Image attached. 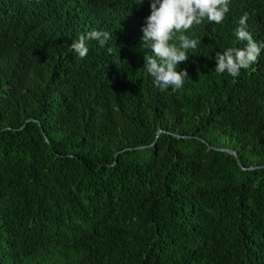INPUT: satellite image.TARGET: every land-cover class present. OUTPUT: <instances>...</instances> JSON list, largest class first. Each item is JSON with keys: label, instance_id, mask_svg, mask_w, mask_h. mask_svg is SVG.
<instances>
[{"label": "trees", "instance_id": "16d2710c", "mask_svg": "<svg viewBox=\"0 0 264 264\" xmlns=\"http://www.w3.org/2000/svg\"><path fill=\"white\" fill-rule=\"evenodd\" d=\"M245 13L264 42V0H231L161 91L150 0H0V264H264V49L214 70Z\"/></svg>", "mask_w": 264, "mask_h": 264}, {"label": "clouds", "instance_id": "9594fccd", "mask_svg": "<svg viewBox=\"0 0 264 264\" xmlns=\"http://www.w3.org/2000/svg\"><path fill=\"white\" fill-rule=\"evenodd\" d=\"M144 0H137L142 5ZM231 0H150V14L142 27V47L151 49L145 53L143 68L153 78L154 85L161 91L169 88L179 90L184 86L187 70H178V65L189 59L188 50L195 49L200 41L185 33L194 25L209 22L220 24L230 10ZM248 13H245L234 29L239 41L246 42L244 47H228L215 55V72H227L239 76L242 69L258 62L264 42H257L247 30ZM111 39L108 31L93 29L81 34L70 45L71 50L83 59L88 54L87 41H98L101 47ZM178 41V43L174 42ZM112 53L113 49L108 47Z\"/></svg>", "mask_w": 264, "mask_h": 264}, {"label": "water", "instance_id": "95a60500", "mask_svg": "<svg viewBox=\"0 0 264 264\" xmlns=\"http://www.w3.org/2000/svg\"><path fill=\"white\" fill-rule=\"evenodd\" d=\"M160 131H161V130H160ZM160 131H159V132H160ZM157 137H158V135H157ZM156 141H157V140H155V141L153 142L152 146L156 143ZM145 148H146L147 150H150V146H146ZM209 148L211 149L212 146H210ZM217 149L222 150V151L229 152V153H231V154H234V155L236 156L237 160H238L239 165H240L243 169H254V168H257V167H261V166H251V167L248 168V167L244 166V165L242 164L240 158H239V154H238V152H237L236 150L232 149V148H226V147H225V148H220V147H217Z\"/></svg>", "mask_w": 264, "mask_h": 264}]
</instances>
